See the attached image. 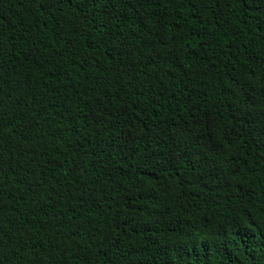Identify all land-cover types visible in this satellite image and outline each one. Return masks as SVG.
Listing matches in <instances>:
<instances>
[{
    "label": "trees",
    "instance_id": "obj_1",
    "mask_svg": "<svg viewBox=\"0 0 264 264\" xmlns=\"http://www.w3.org/2000/svg\"><path fill=\"white\" fill-rule=\"evenodd\" d=\"M0 264H264V0H0Z\"/></svg>",
    "mask_w": 264,
    "mask_h": 264
}]
</instances>
